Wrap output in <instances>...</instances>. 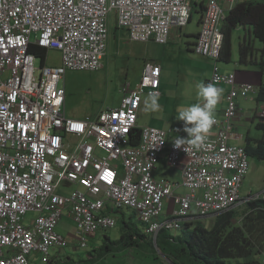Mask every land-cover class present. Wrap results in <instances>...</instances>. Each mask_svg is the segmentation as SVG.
<instances>
[{
    "label": "built area",
    "instance_id": "obj_1",
    "mask_svg": "<svg viewBox=\"0 0 264 264\" xmlns=\"http://www.w3.org/2000/svg\"><path fill=\"white\" fill-rule=\"evenodd\" d=\"M205 1L193 52L212 61L208 83L228 88L225 109L203 145L175 148L174 132L187 138L183 121L175 130L137 127L143 97L161 95L159 65H145L138 87L122 89L117 108L81 120L65 115L60 84L66 71L102 68L111 12L132 42L167 45L171 30L189 23L190 0H0V264H33L32 254L49 264L51 252L70 246L56 231L63 213L76 226V245L86 249L87 239L118 224L114 209L136 214L155 244L160 233L176 235L186 221L264 200V192L242 200L248 156L230 144L240 139L233 133L238 101L256 96L258 87L238 83L218 66L222 26L236 0ZM35 47L45 55L33 54ZM50 51L59 52L60 66L45 65ZM257 116L264 123V107ZM164 152L171 169L185 160L184 195L174 193L178 184L154 177ZM63 185L68 195L58 193ZM28 213L35 218L26 221Z\"/></svg>",
    "mask_w": 264,
    "mask_h": 264
},
{
    "label": "rangeland",
    "instance_id": "obj_2",
    "mask_svg": "<svg viewBox=\"0 0 264 264\" xmlns=\"http://www.w3.org/2000/svg\"><path fill=\"white\" fill-rule=\"evenodd\" d=\"M191 2L192 0H190ZM199 19L200 15L193 11L187 26L182 30L172 29L168 44L159 45L153 41L147 43L132 42L129 39L127 30L118 28L115 13L111 12L107 21L108 39L105 56L102 58V68L95 72L66 71L61 81L60 88L65 93V115L69 118L81 120L89 116H96L102 111L117 108L121 102L122 89L129 85L130 89H136L140 83L144 65L149 63L159 64L160 68L163 69L162 82L165 84L163 91L166 90L167 95L158 98V102L162 107L159 112L144 111L143 102L138 114L137 127L153 126L166 130L176 126L179 121L176 119L178 110L181 107L198 102L195 85L199 82L204 83V79H207L210 75L200 66L203 62L212 63V61L192 52L195 36L199 33ZM241 35L242 31L237 29L232 36L233 51L237 54ZM236 61H238V57ZM35 64L40 67V60L36 59ZM45 65L48 67L60 66L59 52H48ZM197 65H199L198 69L195 68ZM232 65V63H218L221 70L227 67L235 69ZM215 86L217 87V85ZM252 86L257 87L253 84ZM145 97L147 96L143 97V101ZM240 101L243 100L238 101L241 111L245 114L249 113L247 116L250 115L252 119L241 123L246 127L239 129L238 133L242 136L248 133L251 139L264 138V131L257 127V125L263 123V120L256 114L254 115L256 102L253 100ZM242 115L244 116V114ZM248 162L249 171L241 188L242 200L264 192V162L255 157H249ZM157 168V177H169L170 170L165 166L162 157L159 158ZM58 193L68 195L70 188L63 185ZM244 204L234 208L241 210L244 208ZM118 212H120L121 218L123 217L126 222H129L128 224L132 229L142 230V225L136 214L129 210L118 211L114 209L113 215L118 214ZM34 218L35 214L33 213H28L25 216L26 221ZM209 218L213 219L214 217ZM118 219V224L114 228L90 237L87 239L88 247L81 249L72 242L75 238L76 226L72 219L66 213H63L57 222L56 231L70 241V246L61 251L51 252L53 264H84V262L90 264L88 256L96 255L95 250L102 245L106 237L111 241L119 239L122 233V224L121 219ZM206 225L209 226L210 223ZM124 259H133L132 253H127ZM161 259L162 264H171L163 257ZM114 262L116 260L112 261V263Z\"/></svg>",
    "mask_w": 264,
    "mask_h": 264
},
{
    "label": "trees",
    "instance_id": "obj_3",
    "mask_svg": "<svg viewBox=\"0 0 264 264\" xmlns=\"http://www.w3.org/2000/svg\"><path fill=\"white\" fill-rule=\"evenodd\" d=\"M193 11L201 16L206 1L192 0ZM241 28L239 37L238 64L241 67L255 68L264 80V0H239L228 12L222 26L224 40L219 62L229 64L233 61L232 36ZM198 35L195 36L197 38ZM31 52L43 57L45 52L33 48ZM256 102L264 103V81L258 87ZM264 131V123L257 125ZM140 129L132 132L131 145L139 140ZM248 157L264 162V138L247 137L244 147ZM121 221L122 233L118 240H106L95 250L93 263L124 264L125 255L132 253L133 259L144 264L162 261L153 240L142 231L134 230ZM210 225H206L209 224ZM156 246L171 264H262L256 256L264 253V200L249 201L241 210L231 209L213 219H194L183 223L176 235L161 233ZM113 260L116 262L112 263ZM93 261V260H92Z\"/></svg>",
    "mask_w": 264,
    "mask_h": 264
},
{
    "label": "crops",
    "instance_id": "obj_4",
    "mask_svg": "<svg viewBox=\"0 0 264 264\" xmlns=\"http://www.w3.org/2000/svg\"><path fill=\"white\" fill-rule=\"evenodd\" d=\"M239 31H242V29L241 28H239L238 29ZM195 40H196V38H195ZM195 44V43H194ZM194 44H193V46H194ZM192 52H193V50H192ZM237 57H238V54L235 52V51H233V61H232V66H234L235 67V69L234 68H230V67H227V68H224V69H222L221 70V68H220V71H221V73H223V74H225V75H227V74H234L235 75V77H236V81L238 82V83H246V84H250V85H255V86H257V87H259L260 86V84L264 81L263 80V75L259 72V71H257L255 68H250V67H241L239 64H238V61H236V59H237ZM209 60V59H208ZM147 64H149V63H146L145 65H147ZM145 65H144V67H145ZM156 65H159V64H156ZM237 65H238V69H237ZM160 66V65H159ZM161 67V66H160ZM202 69H204L205 70V72L206 73H208L209 72V77L206 79H204V83L205 84H207L208 83V81L210 80V77H211V73H212V63H206V62H203L202 64H201V66H200ZM196 69H198L199 68V65H197L196 67H195ZM237 69V70H236ZM162 71H163V69L161 68V80H160V93H161V95L158 97V98H160V97H162V95L164 96V95H167V93H166V90L165 91H163V89H164V83L162 82ZM163 87V88H162ZM219 88H222L223 89V94H222V97H221V99H220V102H219V104L217 105L218 107H216V111H215V116H217V117H219V116H221V114H222V112H223V110L225 109V97H226V93H227V91H228V88L227 87H225V86H219ZM253 97V96H252ZM255 97L256 96H254L253 98H249L248 100H243V101H240V102H247V101H254V102H256V100H255ZM144 102V101H143ZM143 102H142V104H143ZM256 109H255V113H254V115L256 114L257 115V111H258V109H260V108H263L264 107V103H258V102H256ZM238 106H239V112H238V114H237V116H236V118L234 119V123H233V133H234V135H236L237 137H239L240 139L238 140V141H235V140H231L230 141V144H236V145H239V146H242V147H245L246 146V143H247V137H249V138H251L249 135H248V133L246 134V135H241V134H239L238 133V130L239 129H241V128H243V127H246V126H243V124H241V123H243V122H246V121H248V119H252L251 118V116L249 115V116H247L248 114H245L243 111H241V109H240V104H239V102H238ZM242 114H244V116L242 115ZM178 123H179V121H178ZM177 123V124H178ZM177 124H176V126H177ZM235 124V125H234ZM176 126H174V127H170V128H167L166 130H169V129H173V130H175V127ZM148 127H153V126H148ZM156 128V127H155ZM157 129H161V128H157ZM161 130H165V129H161ZM174 136L175 137H178V135L174 132ZM253 139V138H252ZM165 154H166V152H164L163 154H161L160 155V158L162 157L163 158V160H164V163H165V166L170 170V175H169V177H157L156 176V174H157V172H158V168H157V166H156V170H155V172H154V177L157 179V180H160V179H167V180H169L170 182H172V183H175V184H178V187H176L175 189H174V193L176 194V195H184L185 193H187V189H185V188H183L182 186H180L181 185V182H182V169H183V163L185 162V160L184 159H182V161H181V164L178 166V167H176V168H174V169H171V168H169L168 166H167V164H166V159H165ZM248 159H249V157H248ZM158 163H159V161H158ZM158 165V164H157ZM243 204V203H242ZM241 205V204H240ZM172 207V204L168 201V202H166L165 203V207H164V214H167L168 213V211H170V208ZM120 219H121V221H125L124 220V218L122 217L121 218V214H120ZM207 219V218H206ZM30 220V219H29ZM187 222V221H186ZM161 234V233H160ZM72 241V240H71ZM75 245H76V243H75V238H74V240L72 241ZM77 246V245H76ZM78 247V246H77ZM87 247H88V245H87ZM256 258H259V260L260 261H262V264H263V261H264V253L263 254H261V255H259V256H256ZM30 260H31V263H33V264H39L40 263V256L38 255V254H32L31 255V257H30ZM88 260H90L89 262H90V264H93V262L95 261V259H88ZM93 260V261H92ZM126 261H125V263L124 264H144L142 261H139V259H125ZM166 260H168V259H166ZM169 261V260H168ZM170 262V261H169ZM171 263V262H170ZM49 264H53V261H52V257H51V259H50V263ZM84 264H86V262H84ZM97 264H100V261L99 262H97ZM153 264V263H152ZM154 264H162V261H160V262H156V263H154Z\"/></svg>",
    "mask_w": 264,
    "mask_h": 264
},
{
    "label": "clouds",
    "instance_id": "obj_5",
    "mask_svg": "<svg viewBox=\"0 0 264 264\" xmlns=\"http://www.w3.org/2000/svg\"><path fill=\"white\" fill-rule=\"evenodd\" d=\"M195 88L198 102L178 110L176 119L183 121V131L187 134V138L177 137L173 143L175 148H181L185 144L199 148L206 142L216 123L215 111L222 97L223 89L212 83L205 84L203 82L196 83ZM161 110L158 93H149L144 99V111L159 112Z\"/></svg>",
    "mask_w": 264,
    "mask_h": 264
},
{
    "label": "water",
    "instance_id": "obj_6",
    "mask_svg": "<svg viewBox=\"0 0 264 264\" xmlns=\"http://www.w3.org/2000/svg\"><path fill=\"white\" fill-rule=\"evenodd\" d=\"M218 215H219V214H218ZM215 216H217V215H215ZM215 216H214V217H215ZM154 245H155V249H156L158 255L161 256V257H163L164 259H166V258L161 254L160 250L157 248L156 243H155Z\"/></svg>",
    "mask_w": 264,
    "mask_h": 264
}]
</instances>
